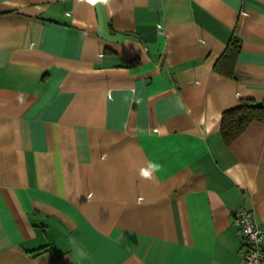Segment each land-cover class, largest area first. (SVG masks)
<instances>
[{
  "label": "crops",
  "instance_id": "1",
  "mask_svg": "<svg viewBox=\"0 0 264 264\" xmlns=\"http://www.w3.org/2000/svg\"><path fill=\"white\" fill-rule=\"evenodd\" d=\"M241 101L264 0H0V264H240L232 213L264 230V123L219 131Z\"/></svg>",
  "mask_w": 264,
  "mask_h": 264
},
{
  "label": "trees",
  "instance_id": "2",
  "mask_svg": "<svg viewBox=\"0 0 264 264\" xmlns=\"http://www.w3.org/2000/svg\"><path fill=\"white\" fill-rule=\"evenodd\" d=\"M240 48V40L232 37L219 59L215 62L214 71L224 77L233 78ZM252 122L264 123L263 102L241 101L235 107L225 110L221 115L219 128L224 143H231Z\"/></svg>",
  "mask_w": 264,
  "mask_h": 264
},
{
  "label": "built area",
  "instance_id": "3",
  "mask_svg": "<svg viewBox=\"0 0 264 264\" xmlns=\"http://www.w3.org/2000/svg\"><path fill=\"white\" fill-rule=\"evenodd\" d=\"M233 223L244 240L240 252V264H259L264 262V230L256 223L254 214L244 209L232 213Z\"/></svg>",
  "mask_w": 264,
  "mask_h": 264
},
{
  "label": "clouds",
  "instance_id": "4",
  "mask_svg": "<svg viewBox=\"0 0 264 264\" xmlns=\"http://www.w3.org/2000/svg\"><path fill=\"white\" fill-rule=\"evenodd\" d=\"M150 168L152 171H158L159 170V165L157 164H152L150 165ZM141 175L146 178V179H151L152 178V173L148 170H141Z\"/></svg>",
  "mask_w": 264,
  "mask_h": 264
}]
</instances>
